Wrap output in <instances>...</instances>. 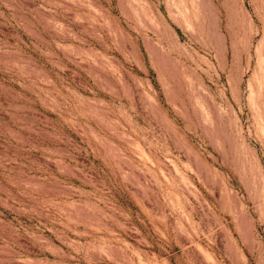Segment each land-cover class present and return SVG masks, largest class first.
<instances>
[{
	"label": "rangeland",
	"instance_id": "1",
	"mask_svg": "<svg viewBox=\"0 0 264 264\" xmlns=\"http://www.w3.org/2000/svg\"><path fill=\"white\" fill-rule=\"evenodd\" d=\"M0 264H264V0H0Z\"/></svg>",
	"mask_w": 264,
	"mask_h": 264
}]
</instances>
